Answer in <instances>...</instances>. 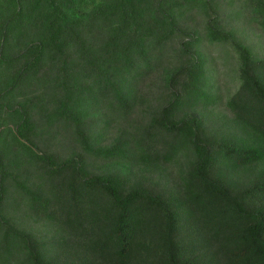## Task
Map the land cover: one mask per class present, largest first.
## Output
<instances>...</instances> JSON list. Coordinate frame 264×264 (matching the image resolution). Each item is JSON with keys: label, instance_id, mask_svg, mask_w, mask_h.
Returning a JSON list of instances; mask_svg holds the SVG:
<instances>
[{"label": "trees", "instance_id": "16d2710c", "mask_svg": "<svg viewBox=\"0 0 264 264\" xmlns=\"http://www.w3.org/2000/svg\"><path fill=\"white\" fill-rule=\"evenodd\" d=\"M239 1L0 0V264H264V55L238 32L264 0ZM203 41L239 55L230 113Z\"/></svg>", "mask_w": 264, "mask_h": 264}, {"label": "rangeland", "instance_id": "374dc122", "mask_svg": "<svg viewBox=\"0 0 264 264\" xmlns=\"http://www.w3.org/2000/svg\"><path fill=\"white\" fill-rule=\"evenodd\" d=\"M221 1L223 4L221 16L227 17L228 11L238 7L239 0ZM185 19L182 21L184 24H188L190 28L192 27L196 32H204V17L202 13L194 12L193 15L187 16ZM235 25H237V23H235ZM238 32L244 35L246 42H249L259 54L264 55V29L261 26L255 23H248L245 26V24L242 23ZM201 49L208 57V75L211 76V82H213L214 87L217 89V93L220 95L219 102L212 107V111L210 112L213 113V115L223 112L230 113V109L226 105V100L239 85V55L230 43H210L208 41H203ZM172 51L173 50H171V52ZM161 70L162 69H158L156 72H153L144 85L146 90L149 89L153 91V98L160 96L164 89V85L160 80ZM138 115L140 116L139 113ZM171 172V177L179 174L178 167H173Z\"/></svg>", "mask_w": 264, "mask_h": 264}]
</instances>
